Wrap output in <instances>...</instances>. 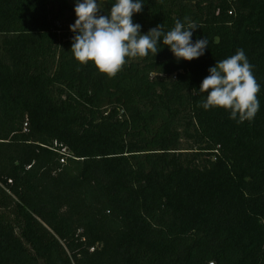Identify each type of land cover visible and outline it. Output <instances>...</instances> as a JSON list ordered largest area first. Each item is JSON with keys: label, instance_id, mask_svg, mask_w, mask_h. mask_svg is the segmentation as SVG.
I'll list each match as a JSON object with an SVG mask.
<instances>
[{"label": "trees", "instance_id": "1", "mask_svg": "<svg viewBox=\"0 0 264 264\" xmlns=\"http://www.w3.org/2000/svg\"><path fill=\"white\" fill-rule=\"evenodd\" d=\"M142 2V33L195 22L205 54L109 77L71 53L75 0H0V264H264V0ZM238 49L243 123L198 92Z\"/></svg>", "mask_w": 264, "mask_h": 264}, {"label": "clouds", "instance_id": "2", "mask_svg": "<svg viewBox=\"0 0 264 264\" xmlns=\"http://www.w3.org/2000/svg\"><path fill=\"white\" fill-rule=\"evenodd\" d=\"M107 14L99 0H75L77 17L70 30L74 33L71 53L80 64L93 62L97 69L109 77L115 76L127 59L155 56L158 45H166L177 60L192 61L205 54L206 38L193 41L199 25L176 20L174 27L161 31V24L142 33L141 25L133 22L134 14L143 10L142 0H111ZM243 49L208 69L198 92L206 93L201 101L204 110L222 108L229 118L239 123L252 121L260 109V84L252 72Z\"/></svg>", "mask_w": 264, "mask_h": 264}, {"label": "built area", "instance_id": "3", "mask_svg": "<svg viewBox=\"0 0 264 264\" xmlns=\"http://www.w3.org/2000/svg\"><path fill=\"white\" fill-rule=\"evenodd\" d=\"M55 145L57 146V143H55ZM62 154H63V157L61 159V162L64 163L66 160V157L68 156L67 148L65 147L62 148Z\"/></svg>", "mask_w": 264, "mask_h": 264}]
</instances>
